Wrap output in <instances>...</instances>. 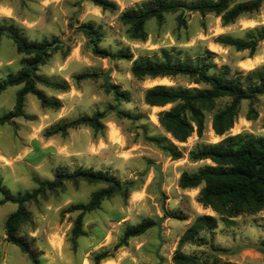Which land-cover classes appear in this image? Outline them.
I'll list each match as a JSON object with an SVG mask.
<instances>
[{
  "label": "rangeland",
  "instance_id": "374dc122",
  "mask_svg": "<svg viewBox=\"0 0 264 264\" xmlns=\"http://www.w3.org/2000/svg\"><path fill=\"white\" fill-rule=\"evenodd\" d=\"M111 1L119 7L115 12L103 11L92 0H0V25L18 28L31 42L47 40L56 41L55 46L60 44L62 48L53 52L37 73L49 81L69 85L65 92L38 85L47 97L61 102L60 109L43 108L38 99L29 94L24 107L28 119L18 118L12 124L0 125V184L16 196L37 188L35 179L51 181L59 170L72 172L79 168L108 171L122 183H135L127 197L116 195L104 200L99 209L87 213L84 216L86 234L75 242L71 240V229L78 213H64V210L74 204L88 203L92 194L105 185L66 182L57 192H49L37 202L29 203L27 208L32 220L21 228L20 234L32 242L42 264H96V255L105 251L113 257L99 264H174L172 256L182 234L197 216L206 214L217 218V229L202 234L206 237L204 244L182 247L184 254L196 256L201 264H264V250L260 247L264 243V208L255 213H243L232 223H226L211 208L198 202L202 186L186 190L179 187L182 173H195L213 165L210 160L192 161L193 150L216 144L229 135L264 136V95L254 102L241 103L236 123L225 136L215 134L212 117L228 102L226 99L206 114L202 137L195 132L185 143L176 142L158 122V114L171 105L148 106L144 93L157 85L203 86L191 83L187 77L138 79L131 73L132 61L95 55L94 43L81 28L92 24L101 35V49L110 53L128 50L133 60L161 59L163 50L184 60L209 50L216 54L214 62L218 67L228 65L233 73L246 74L264 66V41L251 55L249 50L238 51L215 40L221 35L246 39L249 29L264 26V4L259 12L244 15L230 25H223L221 18L214 14L201 16L186 12V27H179L177 15L169 14L161 25L155 20L148 21L145 25L147 39L141 41L130 37L129 26L121 23L120 14L143 0ZM24 58L13 41L3 36L0 80L19 72ZM83 73L98 74V77L77 82L76 76ZM105 75L109 77V85L119 86L129 100L109 89ZM21 88L13 86L0 94V116L13 110ZM114 107L127 117L119 118L112 110ZM250 109L255 111L256 118H248ZM99 111L107 113L102 134H96L89 127H79L69 130L66 136L45 135L60 121L92 116ZM165 138L177 146L181 159L172 160L166 153ZM155 166H161V183ZM3 197L0 192V201ZM16 209L17 205L11 202L0 205V264H32L26 254L10 242L2 257V245L7 239L5 222ZM173 213L183 214L187 219L171 218ZM146 219L153 220L155 225L114 251L126 227ZM161 219L164 220L160 241L156 224Z\"/></svg>",
  "mask_w": 264,
  "mask_h": 264
},
{
  "label": "trees",
  "instance_id": "16d2710c",
  "mask_svg": "<svg viewBox=\"0 0 264 264\" xmlns=\"http://www.w3.org/2000/svg\"><path fill=\"white\" fill-rule=\"evenodd\" d=\"M92 3L103 11L115 12L118 5L111 0H92ZM264 0H143L135 7L120 14V21L129 26L128 34L132 39L145 41L147 32L145 25L155 20L162 24L165 16L176 14L179 27H186L185 13H198L201 16L214 14L220 17L223 25L233 24L244 15L254 14L263 7ZM85 35L92 40L95 55L114 60L132 61L131 73L138 79L146 77L155 79L163 77H187L191 83L199 87L185 88L157 85L144 93V102L151 107H166L168 110L158 114V122L171 138L179 143H185L193 133L202 137L205 129L206 114L216 109L218 102H228L218 109L212 117V129L217 136H225L235 125L240 105L243 101L254 102L264 95V66L255 68L246 74L232 72L228 65L218 67L214 62L216 54L206 50L195 58L180 60L166 50H163L161 59L140 57L133 60L128 50L110 53L99 47L101 35L92 24L82 27ZM5 36L11 39L17 52L25 56L23 67L16 74H10L0 80V94L13 86H22L17 93L15 106L12 111L0 116V125L12 124L15 119L27 118L24 112L27 95H34L41 107L58 110L61 102L47 97L38 85L65 92L69 89L67 82H52L39 75L38 69L45 65L53 52L62 47L54 46L57 42L43 40L29 41L23 33L14 26L0 25V41ZM246 39L231 36H218L216 43L234 47L238 51L249 50L254 55L260 42L264 41V26L249 29ZM98 74L83 73L76 76L77 82L96 79ZM114 94L129 100L128 94L119 86H112ZM119 118L127 117L124 112L112 108ZM106 112H97L92 116H83L70 121H60L51 126L45 133L47 137L55 135L66 136L68 131L79 127H89L96 134L103 133L105 125L103 120ZM253 109L249 110L248 118H256ZM167 146H163L172 160L182 158L181 152L173 142L165 138ZM158 141V140H156ZM159 142V141H158ZM192 161L210 160L213 165L200 168L195 173L184 172L179 178V187L183 190L197 189L202 186L198 202L205 208H211L226 223L243 213H255L264 208V136L253 134H237L226 136L216 144H206L190 153ZM89 184H103L104 188L92 194L88 203L71 205L64 213H75L77 216L71 229V240L75 242L79 237L85 236L84 216L101 206L104 200L116 195L128 196L135 183L133 181L122 183L108 171H95L89 169H76L72 172L59 170L53 180L35 179L37 188L25 194L11 195L0 184V192L4 195L0 205L11 202L17 205L16 211L11 213L5 222L7 240L19 247L26 254L32 264H42L38 252L33 248L32 242L20 234L21 228L32 220L27 205L37 202L47 193H55L66 182L75 185L80 182ZM171 218L185 221L183 214L173 213ZM155 225L151 219H146L137 225L127 226L114 251L128 245L131 238L145 234ZM218 227L215 216L199 215L182 234L178 249L172 256L174 264H201L196 256H189L181 248L186 244L202 245L206 237L202 234L213 233ZM264 250V243L260 244ZM108 251L97 254L96 264L112 258Z\"/></svg>",
  "mask_w": 264,
  "mask_h": 264
},
{
  "label": "water",
  "instance_id": "95a60500",
  "mask_svg": "<svg viewBox=\"0 0 264 264\" xmlns=\"http://www.w3.org/2000/svg\"><path fill=\"white\" fill-rule=\"evenodd\" d=\"M54 46H55V45H54ZM105 77H106V81H107V85H108L109 89H112V91L115 92V89L112 88V87L109 85V77H108V75H105ZM117 108H118V106H117ZM117 108H116V109H117ZM155 167L157 168V170H158V172H159V174H160V183H161L162 180H163V174H162L161 166H155ZM163 220H164V219H161V220L156 224V226L158 227V230H159V239H160V241L162 240V239H161V232H162V226H161V223L163 222ZM8 242H9V241L6 239V241H5L4 244L2 245V257H3V255H4V253H5V247H6V244H7Z\"/></svg>",
  "mask_w": 264,
  "mask_h": 264
},
{
  "label": "bare ground",
  "instance_id": "6f19581e",
  "mask_svg": "<svg viewBox=\"0 0 264 264\" xmlns=\"http://www.w3.org/2000/svg\"><path fill=\"white\" fill-rule=\"evenodd\" d=\"M154 82H156V81H154Z\"/></svg>",
  "mask_w": 264,
  "mask_h": 264
}]
</instances>
